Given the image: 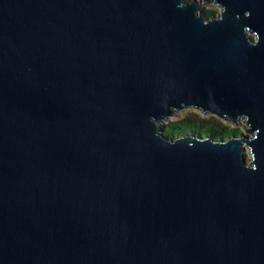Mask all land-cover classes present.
<instances>
[{
  "label": "water",
  "instance_id": "water-1",
  "mask_svg": "<svg viewBox=\"0 0 264 264\" xmlns=\"http://www.w3.org/2000/svg\"><path fill=\"white\" fill-rule=\"evenodd\" d=\"M204 2L0 0V264H264V0Z\"/></svg>",
  "mask_w": 264,
  "mask_h": 264
},
{
  "label": "trees",
  "instance_id": "trees-1",
  "mask_svg": "<svg viewBox=\"0 0 264 264\" xmlns=\"http://www.w3.org/2000/svg\"><path fill=\"white\" fill-rule=\"evenodd\" d=\"M205 17L209 18L215 14L212 9L203 10ZM161 132L167 137H175L182 134H195L211 136L215 139H227L241 134V130L230 124H223L221 121L208 122V124L196 119L171 120L161 124Z\"/></svg>",
  "mask_w": 264,
  "mask_h": 264
},
{
  "label": "rangeland",
  "instance_id": "rangeland-1",
  "mask_svg": "<svg viewBox=\"0 0 264 264\" xmlns=\"http://www.w3.org/2000/svg\"><path fill=\"white\" fill-rule=\"evenodd\" d=\"M198 1L202 4L205 0H198ZM201 9L202 11L206 9H212L215 11V14H216L220 10V7L218 5L204 2L201 5ZM185 118L196 119V120L204 122L205 124L206 123L208 124V122L221 121L223 124L232 125L230 122L226 120H223L211 114L203 113L201 112V110H198L195 108H185L180 111H177L172 117L168 118L166 121H162V123H165L171 120H179V119H185ZM233 126L238 127L241 130V133H245L246 126H245L244 118H240L235 124H233ZM244 153H245L246 160L249 161L250 155H249V150L247 148H245Z\"/></svg>",
  "mask_w": 264,
  "mask_h": 264
}]
</instances>
